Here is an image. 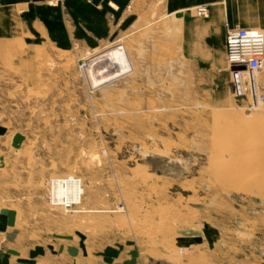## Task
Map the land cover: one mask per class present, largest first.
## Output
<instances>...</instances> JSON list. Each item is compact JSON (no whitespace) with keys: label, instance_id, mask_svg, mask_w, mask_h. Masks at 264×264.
Listing matches in <instances>:
<instances>
[{"label":"rangeland","instance_id":"rangeland-1","mask_svg":"<svg viewBox=\"0 0 264 264\" xmlns=\"http://www.w3.org/2000/svg\"><path fill=\"white\" fill-rule=\"evenodd\" d=\"M8 10L1 231L65 263L264 264V71L250 79L259 94L236 96L230 69L188 50L167 0H134L94 47ZM70 176L83 205H54L52 179Z\"/></svg>","mask_w":264,"mask_h":264},{"label":"crops","instance_id":"crops-1","mask_svg":"<svg viewBox=\"0 0 264 264\" xmlns=\"http://www.w3.org/2000/svg\"><path fill=\"white\" fill-rule=\"evenodd\" d=\"M134 0H0V7L24 10L33 32L37 25L52 41L94 47L110 41L131 17ZM174 16L184 23L185 44L190 52L204 50L209 63L229 73L226 52L227 26L264 29V0H167ZM209 5L206 21L200 20L195 4ZM35 31V30H34ZM14 229L0 230V264H75L31 246H17Z\"/></svg>","mask_w":264,"mask_h":264},{"label":"built area","instance_id":"built-area-1","mask_svg":"<svg viewBox=\"0 0 264 264\" xmlns=\"http://www.w3.org/2000/svg\"><path fill=\"white\" fill-rule=\"evenodd\" d=\"M195 12L200 18H207L210 14L209 5H199L195 8ZM226 55L235 95L249 99L239 93L240 87H243L247 94L252 92L256 95L258 90L253 92L256 83L254 82L251 87L250 79L264 71V33L259 29L228 25Z\"/></svg>","mask_w":264,"mask_h":264},{"label":"bare ground","instance_id":"bare-ground-1","mask_svg":"<svg viewBox=\"0 0 264 264\" xmlns=\"http://www.w3.org/2000/svg\"><path fill=\"white\" fill-rule=\"evenodd\" d=\"M251 29H254V28H251ZM258 29L264 33V29H261V28H258ZM227 65H229V62ZM256 78L257 77H253L251 79H256ZM51 182H52V193L50 197H51V202L54 205L64 207V208H67L68 206L72 204L83 205L84 203L83 196L85 194V188H84L85 186L83 187L81 180L77 179L74 176H70L67 179H64V177L55 178V179H52Z\"/></svg>","mask_w":264,"mask_h":264},{"label":"water","instance_id":"water-1","mask_svg":"<svg viewBox=\"0 0 264 264\" xmlns=\"http://www.w3.org/2000/svg\"><path fill=\"white\" fill-rule=\"evenodd\" d=\"M177 16H178V17H181V15H180V14H178Z\"/></svg>","mask_w":264,"mask_h":264}]
</instances>
